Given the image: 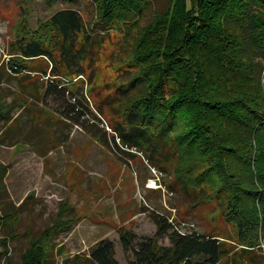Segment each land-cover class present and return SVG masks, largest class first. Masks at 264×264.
I'll list each match as a JSON object with an SVG mask.
<instances>
[{"label":"trees","instance_id":"obj_1","mask_svg":"<svg viewBox=\"0 0 264 264\" xmlns=\"http://www.w3.org/2000/svg\"><path fill=\"white\" fill-rule=\"evenodd\" d=\"M92 1L99 14L92 33L78 11L62 10L48 23L51 42L42 41L47 32H37L19 43L24 59L53 62L46 100H65L82 83L94 50L101 49L99 38L152 7L151 0ZM132 58L139 73L122 88V121L113 145L119 147L120 139L140 152L169 151L180 188L199 195V202L220 205L238 250L233 253L234 246L218 236L182 233L165 216L153 214L158 230L136 248L133 232L120 233L124 250L133 253L130 264H264L255 254L264 239V91L262 63L256 60H264V0H170L143 30ZM10 67L16 73L26 69L18 63ZM60 80L69 90L58 87ZM75 108L69 102L60 112L68 116ZM99 140L111 147L108 137ZM48 235L49 230L33 243L22 264H55L45 250ZM166 236L170 246L161 244ZM0 245L6 248L7 240ZM90 262L118 264L114 243L102 240L63 264Z\"/></svg>","mask_w":264,"mask_h":264},{"label":"rangeland","instance_id":"obj_2","mask_svg":"<svg viewBox=\"0 0 264 264\" xmlns=\"http://www.w3.org/2000/svg\"><path fill=\"white\" fill-rule=\"evenodd\" d=\"M151 1L152 7L136 19L118 23L99 38L101 49L86 62L85 76L80 77L84 82L65 100H46L53 62L24 59L19 43L37 32H47L42 41L51 42L48 23L62 10L78 11L92 33L99 19L97 6L92 0H0V244L7 240L6 248L0 245V264L7 259L22 264L48 230L45 250L55 264L88 254L105 239L114 243L118 264H130L133 253L124 250L120 233L133 232L136 248L143 238L155 236L153 214L165 216L182 233L218 236L234 246L233 253L238 250L234 228L220 205L199 202V195L180 188L169 151L162 150L160 156L159 149L140 152L120 139L119 147L111 140L122 121V88L139 73L132 54L154 15L170 5V0ZM256 60L262 63L264 91V60ZM16 63L26 69L16 73L10 67ZM58 87L70 88L62 80ZM69 102L76 112L67 116L60 111ZM106 137L111 147L99 140ZM161 244L170 246V237ZM255 254L264 262V239Z\"/></svg>","mask_w":264,"mask_h":264}]
</instances>
